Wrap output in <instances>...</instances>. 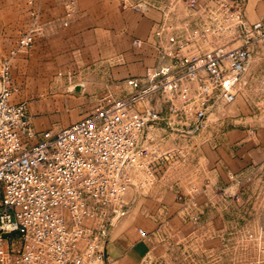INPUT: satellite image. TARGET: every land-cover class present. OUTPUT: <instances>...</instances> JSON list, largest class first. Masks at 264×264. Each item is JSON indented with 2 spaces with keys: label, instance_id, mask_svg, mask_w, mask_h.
I'll return each mask as SVG.
<instances>
[{
  "label": "built area",
  "instance_id": "built-area-1",
  "mask_svg": "<svg viewBox=\"0 0 264 264\" xmlns=\"http://www.w3.org/2000/svg\"><path fill=\"white\" fill-rule=\"evenodd\" d=\"M52 1L64 14L44 25L32 11L17 51L31 48L46 28L76 20L79 0ZM119 1L123 10L157 13L149 38L155 62L123 82L125 93L97 98L70 127L37 131L27 102L15 101L11 59L1 61L0 264H110L109 232L127 215L129 191L149 195L157 185H187L190 193L178 191L177 200L189 214L202 213L194 185L198 137L212 129L217 107L236 101L253 54L264 51V18L250 23L246 0ZM200 120L196 133H187ZM161 125L174 136L171 147L154 132ZM203 186L213 184L206 179ZM224 192L228 203L244 201L242 190L229 198ZM240 231L233 230L241 240L232 247L256 251L244 263L264 264V221L257 230Z\"/></svg>",
  "mask_w": 264,
  "mask_h": 264
},
{
  "label": "crops",
  "instance_id": "crops-1",
  "mask_svg": "<svg viewBox=\"0 0 264 264\" xmlns=\"http://www.w3.org/2000/svg\"><path fill=\"white\" fill-rule=\"evenodd\" d=\"M37 1L35 7L29 6L26 11L19 39L33 24L32 11L40 13L39 22L44 25L64 14L60 3ZM156 15L154 11L144 16L123 10L119 0H79L78 15L70 26L46 28L30 51L15 57L13 49L7 46L10 48L5 50L7 57H0V64L4 58L11 59L15 85L19 88L15 101L27 102L37 131L43 132L51 125L44 114L52 107L48 101L35 97L47 92V79L53 80L63 71L67 70L74 80L79 99L92 107L104 94L125 93L128 88L123 82L143 75L155 62V49L149 38ZM245 15L250 23L263 19L264 0H246ZM6 36L0 38V56L4 55ZM135 39L145 43L138 47ZM260 53L264 55L262 50L255 51L246 74ZM246 74L236 102L217 107L212 129L198 137L200 169L194 185L198 188V210L202 213L191 210L197 220L192 221L191 214L177 200L178 191L190 193L187 185L180 188L157 185L149 195L132 192L128 214L110 231L107 248L110 264H160L163 259L169 263L184 253L198 257L199 261L205 257L217 259L228 249L226 243L232 239L237 221L230 217L228 202L219 190L223 189L224 196L229 198V193L233 196L244 190L264 169V111L255 112L246 104L248 98L258 103L263 95L253 98L251 90L246 91L249 88L243 87L247 83ZM154 132L158 138H166L165 146H172L174 136L169 131L158 128ZM231 174L239 182L235 183ZM206 179L213 184L208 189L203 186ZM139 229L148 235L142 236Z\"/></svg>",
  "mask_w": 264,
  "mask_h": 264
},
{
  "label": "rangeland",
  "instance_id": "rangeland-1",
  "mask_svg": "<svg viewBox=\"0 0 264 264\" xmlns=\"http://www.w3.org/2000/svg\"><path fill=\"white\" fill-rule=\"evenodd\" d=\"M35 3H38V1L0 0V38L6 39V35L8 34V41H3L4 55L2 54L0 57H7L5 50L10 49L7 46L11 47L10 50L13 49L12 52L14 57L16 54L22 53L23 51H30L33 47L17 51L19 50L18 40H20L18 36H20L23 29L26 11L29 6L35 7ZM8 26L10 27L7 31L6 28ZM47 80L49 82V84H47V92L36 95L35 97V100L44 99L51 103L52 110L46 111L44 114L51 122V125L45 127L47 128L46 130L59 131L66 129L92 111V105L84 103L75 93L76 87L74 86V80L69 77L67 70L63 71L60 76L57 74L56 78L53 80ZM245 81L248 84L244 83L243 87H249L246 91L251 90L253 98L260 94V96L263 95V99L258 103L248 98L249 101H246V104L252 107L255 112L264 111V55L261 53L254 57L248 69V73L246 74ZM211 119L214 121L216 117L214 118V116H212ZM160 127L161 129L166 128L164 125ZM243 189V202H229L227 204L230 217L237 221V229L241 230V233L242 231L257 230L264 221V169L262 175L250 181ZM131 193L132 192L129 191V197H131ZM14 236L17 237L16 234ZM239 240H241L240 234L235 237L232 236V239L228 240L230 248H226L225 252L220 257H217V259L205 257L203 260L199 261L198 257L184 253L177 257L176 260L172 262L169 261V263L166 259H163L160 264H241L244 263L245 259L249 256H256L257 254L256 251H250V253L246 254V251H242L239 247H232L233 243Z\"/></svg>",
  "mask_w": 264,
  "mask_h": 264
},
{
  "label": "water",
  "instance_id": "water-1",
  "mask_svg": "<svg viewBox=\"0 0 264 264\" xmlns=\"http://www.w3.org/2000/svg\"><path fill=\"white\" fill-rule=\"evenodd\" d=\"M155 107H156V109L158 110V101L155 102ZM202 121H203V120L198 121V123H197V127L194 128V129H192L191 131H187V133H189V134H194V133H196V131L198 130V127L202 124ZM176 130H178V129H176ZM137 194H138V193H137ZM228 196L231 197L232 195H230V193H229ZM129 209H130V207H129ZM129 209L127 210V214H128V212H129ZM109 233H110V232H109Z\"/></svg>",
  "mask_w": 264,
  "mask_h": 264
}]
</instances>
